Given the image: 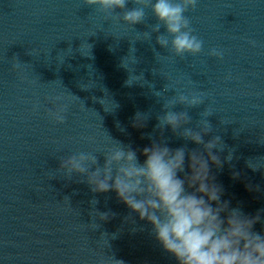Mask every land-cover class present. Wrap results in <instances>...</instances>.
<instances>
[{"label":"clouds","instance_id":"clouds-1","mask_svg":"<svg viewBox=\"0 0 264 264\" xmlns=\"http://www.w3.org/2000/svg\"><path fill=\"white\" fill-rule=\"evenodd\" d=\"M129 2L130 0H83V5L102 13L105 20L122 22L130 28L145 23L150 10L157 22L149 25V32L141 33L144 40L150 41L152 33H158L156 43L181 59L187 55L197 56L203 51L204 41L195 33L187 15L196 10L200 0H131L134 7L128 8ZM117 9L121 11L117 12ZM162 27L163 32L160 31ZM92 35H95V31ZM249 43L255 45V41ZM90 48L91 45L89 50ZM132 50L135 51L134 48L130 51ZM34 53L35 49L30 54ZM207 55L222 60L224 51L213 47L208 50ZM160 56L157 52V60ZM22 65L24 64L14 59L12 71H19ZM123 67L127 68L124 61ZM133 76L135 75H130L126 81L128 86L143 79L142 74L135 76L136 79ZM225 79L230 80L231 75ZM168 89L166 85L165 91ZM175 90L176 95L164 101V111L157 115L155 129H159L163 136V131L170 127L175 135L185 141L202 145V151L189 149L187 144L171 148L166 141H157L152 133L147 134L151 140L150 145L137 150L130 144L113 139L104 130L110 144L101 150L79 151L61 158L57 171H62L69 179L73 173L80 174L84 179L79 182H86L93 193L115 191L117 197L132 212L138 213L141 220H146L151 225L155 240L166 253L174 257L176 264H264V218L261 215L264 209L255 215H249L241 206L233 207L230 200L222 199L223 186L216 182L211 172L212 165L222 169L226 162L230 163L234 152L233 149H228L222 160L219 153H223L227 145L221 136L214 135L208 141L204 140V136L213 131L207 117L214 112L208 106L200 113L202 118L196 122L199 129L196 130L186 126L192 121L187 110H172L177 104L184 105L186 109L197 107L207 99V93L201 91L185 94ZM158 93L162 92H154V95L160 97ZM46 99L53 106L46 110L47 115L57 124L66 123L67 113L75 102H82V110L86 109L83 101L68 91L67 95L57 92ZM102 99L99 100L100 103ZM112 103L114 107L110 110L104 107L106 112L118 107L115 102ZM148 119L149 113L137 112L133 118V126L145 127ZM221 123L227 124L223 120ZM121 131L125 129L121 128ZM138 151L144 156L143 162ZM96 153L104 156L102 166ZM233 176L238 177L239 173L234 172ZM65 200L69 205L68 197ZM90 203L94 207L98 201L94 198ZM97 213L100 220H107L110 215L108 212ZM257 223L262 225L260 231L254 230ZM99 227L96 224L93 230ZM105 237L104 249L110 247L108 233H101L100 240L96 241L99 244ZM112 238H115V234ZM104 249L99 254L97 264H124L123 260L114 255H106Z\"/></svg>","mask_w":264,"mask_h":264}]
</instances>
